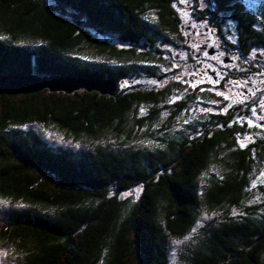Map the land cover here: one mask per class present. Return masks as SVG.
Segmentation results:
<instances>
[{
    "label": "trees",
    "instance_id": "1",
    "mask_svg": "<svg viewBox=\"0 0 264 264\" xmlns=\"http://www.w3.org/2000/svg\"><path fill=\"white\" fill-rule=\"evenodd\" d=\"M55 1L129 48L118 50L96 40L40 0H0L1 77H87L118 83L134 66L155 60L146 43H153L143 18L149 10L162 28L177 29L173 0ZM213 2L215 14L227 13L236 22L241 50L249 40L264 43V26L253 29L238 0ZM22 39L35 44H21ZM84 46L113 62L84 61L77 56ZM161 100L162 92L156 91L117 90L112 96L85 90L0 91V264H167L166 236L183 237L194 225L201 206L198 178L221 143L230 151L220 162L222 178L208 186L206 202L235 207L242 214L211 228L190 264H264L262 206L244 205L251 158L245 149H231L230 130L200 139L177 138L154 151L97 147L82 156L47 146L36 135L10 131L51 124L75 138L115 133L126 139L136 123L141 126L132 117L133 107ZM153 117L147 115L142 123ZM136 185L141 191L135 201L108 194L109 188L124 192ZM4 202L29 208H6ZM40 208H52L55 214Z\"/></svg>",
    "mask_w": 264,
    "mask_h": 264
},
{
    "label": "rangeland",
    "instance_id": "2",
    "mask_svg": "<svg viewBox=\"0 0 264 264\" xmlns=\"http://www.w3.org/2000/svg\"><path fill=\"white\" fill-rule=\"evenodd\" d=\"M43 4L52 6L55 11L71 21L78 23L81 29L87 31L98 41H105L118 50L128 49V45L111 37L105 33L96 31L84 21V18L74 13L70 8L63 7L55 0H40ZM244 7V15L248 16L252 24L258 29L264 26V0H238ZM172 7L178 17L177 29L175 31L165 30L158 23L157 14L149 10L144 15L147 22L153 43L148 44V50L154 53V62L147 65H136L133 71L126 75L121 81L116 82V91L127 93L131 91H156L162 92V100L155 104H142L133 107L132 117L137 119V123L129 138L123 139L115 133L103 134L96 139L88 137H71L55 126L49 125H27L14 127L11 132L17 134H32L38 136L41 141L52 148L68 150L78 156L87 154L97 147L115 149L119 152L132 151H154L163 149L168 141L177 138L187 140L202 138L205 133L212 134L219 131L224 125L220 124L218 115L222 113L223 99L227 91H223L206 77H200L198 70L194 69L193 62H190L189 51L184 48V33L179 30L180 25H199L203 28H214L211 22V15H215L218 24L219 37L221 42H231L235 47L237 44L238 32L235 29L236 22L227 13L215 14L213 0H173ZM200 13V14H199ZM198 18L199 21L197 20ZM0 38L2 36L0 35ZM21 44L33 45L34 41L22 39ZM248 50L252 47L247 44ZM141 49L137 50L140 51ZM254 52L264 56V43L254 44L252 50L248 52L250 58H254ZM238 54V51H234ZM151 54V53H150ZM77 56L84 61L95 63L113 62V57L97 51L93 47L84 46L78 50ZM114 64L119 65L120 63ZM244 68L242 71H246ZM253 79V78H252ZM255 80V79H253ZM246 81L240 86L245 87ZM258 83V82H257ZM259 84V83H258ZM211 85V86H209ZM242 93L241 87L237 90ZM217 93L218 95H215ZM229 97V96H228ZM241 98L240 96H238ZM233 103L232 99H230ZM154 114L152 120L142 121L146 116ZM246 140L234 141V148L245 147ZM229 149L220 144L218 150L213 152L207 167L198 178V196L201 206L198 210L196 221L188 233L183 237L166 236L165 255L167 264H190L193 252L202 246L209 236L211 228L219 225L230 217H238L242 211L230 206L210 207L206 202V193L211 181L218 180L223 176L221 160L228 155ZM249 172L246 174V194L244 205H260L258 208L264 217V152L257 149L252 152ZM141 191V186L136 185L124 192H117L109 188L110 195H115L120 200L129 199L135 201ZM6 208H29L25 204L3 203ZM40 212L45 214H55L52 208H40ZM101 264H104L103 262Z\"/></svg>",
    "mask_w": 264,
    "mask_h": 264
},
{
    "label": "flooded vegetation",
    "instance_id": "3",
    "mask_svg": "<svg viewBox=\"0 0 264 264\" xmlns=\"http://www.w3.org/2000/svg\"><path fill=\"white\" fill-rule=\"evenodd\" d=\"M211 22L214 28L206 27L203 30L199 25H180V31L184 33L186 29L184 48L189 51V60L193 62L194 69L199 71L198 75L211 80L212 85L224 92L227 91L224 96L219 95L224 101L222 113L218 115L220 124L224 125L220 130H230L233 141H251L240 149L249 151L252 159V152L256 149L264 152V56L254 52V58H250L248 52L254 44L263 43L249 40L247 44L252 48L248 50L246 46L241 50L240 45L243 43L238 42L237 35L238 47L231 42H221L220 45L216 40L219 34L214 14L211 15ZM252 26L253 29L256 28L254 24ZM235 29L237 31L236 27ZM234 51H238V54ZM244 68L247 70L242 71ZM245 79L248 89L240 86ZM239 87L243 90L242 93H238Z\"/></svg>",
    "mask_w": 264,
    "mask_h": 264
},
{
    "label": "water",
    "instance_id": "4",
    "mask_svg": "<svg viewBox=\"0 0 264 264\" xmlns=\"http://www.w3.org/2000/svg\"><path fill=\"white\" fill-rule=\"evenodd\" d=\"M42 89L72 93L78 90L95 91L112 96L116 93L113 79L61 76H0V91L8 94H27Z\"/></svg>",
    "mask_w": 264,
    "mask_h": 264
}]
</instances>
